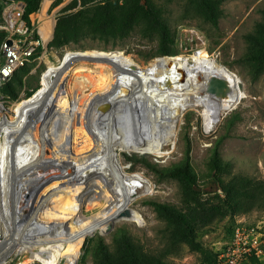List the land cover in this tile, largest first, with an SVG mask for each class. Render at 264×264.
Wrapping results in <instances>:
<instances>
[{
	"label": "bare ground",
	"instance_id": "6f19581e",
	"mask_svg": "<svg viewBox=\"0 0 264 264\" xmlns=\"http://www.w3.org/2000/svg\"><path fill=\"white\" fill-rule=\"evenodd\" d=\"M48 3L45 0L42 15H46ZM54 24V17L47 16L40 30L46 40ZM75 53L68 52L58 65L49 66L41 76L39 90L13 108L17 118L6 117L0 123V131L5 132L0 141V246L9 237L21 238L20 246L6 242L0 264L15 251L42 264H61L64 251L71 246L65 264H76L87 237L110 231L108 214L114 208L115 222L144 224L143 216L130 204L153 193V186L142 175L125 172L119 151L166 156L170 150L165 148L175 143L182 113L201 110L210 131L247 98L240 77L211 56L163 57L145 68L122 52ZM89 63H102L109 71L97 70ZM73 80L84 83L73 86ZM98 89L105 91L88 104ZM67 94L78 104L77 116L68 114ZM108 105L117 106L119 116L105 111ZM49 145L59 146V154L55 168L46 171L40 166L54 150ZM64 146L68 148L64 150ZM78 157L85 161L79 163ZM24 171L28 172L22 175L19 187L14 178ZM83 185L88 189L82 190ZM75 196L78 200L73 208ZM103 200L109 207L97 216L88 217L79 207L80 201L94 208ZM22 207L33 209L34 215L41 218L42 214L46 220H32L28 225L22 216H12V208L20 211ZM65 208L69 211L62 215Z\"/></svg>",
	"mask_w": 264,
	"mask_h": 264
},
{
	"label": "rangeland",
	"instance_id": "374dc122",
	"mask_svg": "<svg viewBox=\"0 0 264 264\" xmlns=\"http://www.w3.org/2000/svg\"><path fill=\"white\" fill-rule=\"evenodd\" d=\"M71 1L57 0L51 5L48 3L46 15H42L45 3V0H42L38 13H34L35 25L41 30L47 16H52L57 21ZM156 2L158 5H164L165 17L176 33V43L172 48V54L163 56L155 54L158 48L157 40L143 38L139 30L132 32L123 40L110 39L106 41L98 36L88 34L82 37L77 44L56 48L52 45L55 33L54 24L50 38L46 40L40 36V46L34 57L24 66V69H18L17 76L14 75L9 81L12 86L11 91L6 94L2 89V94L6 96L10 106L19 103L21 100L29 99L41 87V76L49 66L58 65L68 52L85 51L122 52L135 59L145 68L150 66L154 60L163 57L211 56L238 75L243 82L242 88L245 90L247 98H244L231 112L223 115L214 129L206 130L201 110L191 109L182 113L175 143L173 146L165 148L170 150V154L158 157L150 153L119 151L120 162L125 172L131 175L140 174L148 179L153 186V193L138 197L130 204L132 209L143 216L145 223L140 224L128 220L115 222L117 209L114 208L108 214V218L111 219L110 222L112 225L114 224L113 229L104 236L100 235V231H97L95 236L87 237L83 242L76 264H94L92 247L96 238L102 236L108 244H111L112 233L118 229L129 231L147 252L163 257L169 264H200L198 253L190 251L185 245L172 246L166 222L158 216L153 205V203H165L176 207L182 206L183 199L179 182L172 178L162 177L156 169H162L181 161L187 148L190 149V162L197 175V188L205 198L213 200L218 193H222L216 175L208 165L217 144L222 160L229 163V172L226 173L227 175L225 174V178L242 174L257 182L264 183V71L256 74L253 64L247 59V36L255 30L256 23L262 20L264 0H222V14L217 26H213L207 21L190 0H156ZM4 7L1 0L0 13ZM89 64L97 70L109 71L102 63ZM81 82L80 80H73L70 83L73 86L81 87L84 83ZM104 91L102 89L96 90L87 103L89 104L92 98ZM67 96L70 102L68 114L70 117L75 116L74 113H77L78 104L70 94ZM13 114L9 113V116H14ZM68 132L71 135L72 129ZM3 136L4 134L1 133L0 140H3ZM48 147L50 150H54L53 152L50 151L51 155L47 161H43V164L40 163V167H44L46 171L51 167L55 168L53 164L57 163L59 154V146L53 148V145L51 147L49 145ZM67 148V146L63 147L64 150ZM77 159L79 163L85 161L81 157ZM62 165L65 166L66 164L62 163ZM66 171L69 172L68 169ZM27 172H19V174L17 172L15 178L13 177L17 186L20 187L24 180L22 175L25 176ZM35 182L29 184L30 189L34 188ZM87 189L83 185L82 190ZM77 200L78 197L75 196L73 208ZM85 204L84 201H80L79 207L84 209V214L88 217L100 215L109 207L106 200L94 208H87ZM68 211L69 208H65L62 215H66ZM11 212L12 216H22V220L28 225L32 223V220H46L42 214L40 218L39 215H34L33 209L30 211V209L26 210L25 207H22L20 211L12 208ZM105 219L100 220L104 221ZM55 220L56 218L53 219V222ZM240 221L253 225L259 223L264 225V201L259 200L257 204H247L236 211L233 217L216 221L209 227L203 228L200 230V240L206 247L214 251L220 250L229 239L233 226ZM1 227L0 225V232ZM38 235L41 238L44 237L42 233ZM12 238L9 237L6 242L20 246V243L17 242L21 241V238L17 236ZM48 241L40 242L38 247H42ZM6 242L5 244H7ZM5 244H1L0 252L5 249L2 248L6 247ZM71 250L72 246L66 248L61 264L66 263ZM21 262L24 264H42L40 261L32 262L28 254L23 255L16 251L7 258L5 264H19Z\"/></svg>",
	"mask_w": 264,
	"mask_h": 264
},
{
	"label": "trees",
	"instance_id": "16d2710c",
	"mask_svg": "<svg viewBox=\"0 0 264 264\" xmlns=\"http://www.w3.org/2000/svg\"><path fill=\"white\" fill-rule=\"evenodd\" d=\"M23 1L27 4L26 18L38 12L42 2ZM190 1L207 21L213 26L218 25L222 14V0ZM164 12V5H158L156 0H146L145 3H142V0H72L58 17L52 45L62 48L77 44L88 34L106 41L123 40L139 30L143 38L157 40L158 48L155 54L169 55L172 54L176 43V33ZM262 13V20L256 23L255 30L247 36V59L253 64L256 74L264 71V11ZM17 74L16 71L15 77ZM11 89L9 82L3 87V92L7 94ZM189 155L190 149L187 148L181 161L156 169L162 177L179 182L182 206L165 203L153 205L158 216L166 222L172 246L185 245L190 251L198 253L200 264H218L219 251L205 246L200 240V230L216 221L233 217L236 211L247 204L264 201V183L242 174L225 178V174L229 172V163L222 160L217 144L208 165L215 173L222 193H218L213 200L205 198L197 188V175ZM235 226L228 240L232 238ZM92 256L94 264H169L163 257L147 252L142 244L124 229L112 233L111 244H108L104 237L98 236L92 247ZM249 264H264V261L251 257Z\"/></svg>",
	"mask_w": 264,
	"mask_h": 264
},
{
	"label": "built area",
	"instance_id": "2783aa9c",
	"mask_svg": "<svg viewBox=\"0 0 264 264\" xmlns=\"http://www.w3.org/2000/svg\"><path fill=\"white\" fill-rule=\"evenodd\" d=\"M2 1L5 7L0 13V123L6 117L17 118L13 109L16 103L10 106L2 89L15 72L34 57L42 36L34 20V15L38 12L26 18L27 4L23 0ZM55 1L57 0H49L50 5ZM9 113H14V116H9ZM1 133L5 134L3 130L0 131V136ZM218 251V264H249L251 257L264 261V225L238 222L232 238Z\"/></svg>",
	"mask_w": 264,
	"mask_h": 264
},
{
	"label": "water",
	"instance_id": "95a60500",
	"mask_svg": "<svg viewBox=\"0 0 264 264\" xmlns=\"http://www.w3.org/2000/svg\"><path fill=\"white\" fill-rule=\"evenodd\" d=\"M146 2V0H142V3H145ZM55 22H57V21H55ZM55 27H56V23H55ZM55 27H54V29H55ZM78 54H84V53H82V52H76L75 53V55H78ZM70 56H73V55H70ZM243 86V85H242ZM108 106H110V107H108V108H106L105 109V111H107V112H109V113H112V112H114L115 111V115H118L119 116V114L116 112V107H115V105H108ZM122 107H125V104H123V106ZM110 109V110H109ZM127 119V117H123V120H126ZM126 127V126H125ZM127 131H129V129L128 128H125ZM113 226H114V224L112 225V227H111V229H110V231L113 229ZM109 231V232H110ZM108 234V233H107ZM100 235H102V236H104L105 234H100Z\"/></svg>",
	"mask_w": 264,
	"mask_h": 264
}]
</instances>
